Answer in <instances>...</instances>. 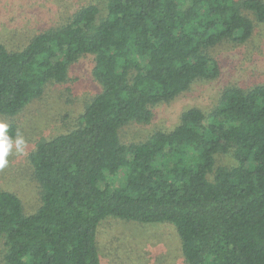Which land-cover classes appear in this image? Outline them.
I'll return each instance as SVG.
<instances>
[{"label": "trees", "instance_id": "trees-1", "mask_svg": "<svg viewBox=\"0 0 264 264\" xmlns=\"http://www.w3.org/2000/svg\"><path fill=\"white\" fill-rule=\"evenodd\" d=\"M103 12L83 6L20 50L0 40V118L13 138L16 119L82 58L94 57L100 86L76 127L35 144L36 212L0 188L5 264H101L109 219L172 226L185 264H264V84L227 87L211 112L189 110L143 143L121 135L216 80L218 48L250 41L264 0H106Z\"/></svg>", "mask_w": 264, "mask_h": 264}, {"label": "rangeland", "instance_id": "rangeland-1", "mask_svg": "<svg viewBox=\"0 0 264 264\" xmlns=\"http://www.w3.org/2000/svg\"><path fill=\"white\" fill-rule=\"evenodd\" d=\"M92 3L105 12L106 0H0V40L9 49L20 50L34 36L67 23L78 9ZM216 56L220 66L216 80L199 81L173 102L157 106L150 123L125 127L121 133L123 142L143 143L154 133L172 132L182 115L192 109L208 114L227 87L250 89L264 84V24L256 26L247 44L235 49L220 47ZM94 65L93 56L82 58L71 67L66 84L49 86L46 97L16 119L26 143L23 153L14 150L8 157V166L0 170V188L22 198L27 214L35 213L41 202L40 187L29 164L30 154L38 141L76 127L85 107L100 92L92 76ZM0 122L10 123L4 119ZM218 164L232 165V157L219 156ZM98 236L101 264H185L180 240L168 224L109 219L100 227ZM4 243L0 239V264H5Z\"/></svg>", "mask_w": 264, "mask_h": 264}, {"label": "clouds", "instance_id": "clouds-1", "mask_svg": "<svg viewBox=\"0 0 264 264\" xmlns=\"http://www.w3.org/2000/svg\"><path fill=\"white\" fill-rule=\"evenodd\" d=\"M25 143L22 133L17 131L13 138L9 135L8 125L0 122V170L8 166V157L14 150L16 153H23Z\"/></svg>", "mask_w": 264, "mask_h": 264}]
</instances>
